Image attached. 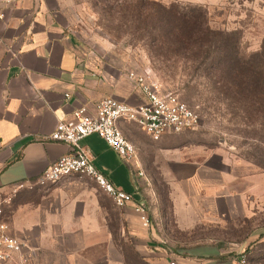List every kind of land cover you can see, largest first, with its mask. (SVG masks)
<instances>
[{"label": "crops", "instance_id": "0c3cea01", "mask_svg": "<svg viewBox=\"0 0 264 264\" xmlns=\"http://www.w3.org/2000/svg\"><path fill=\"white\" fill-rule=\"evenodd\" d=\"M74 9V0H0V190L36 181L71 153L69 146L50 136L75 111L85 106L93 111L106 98L130 105L144 102L117 65L87 46L75 28ZM82 144L100 172L145 205L152 227L141 225L133 206L117 208L90 180L71 177L25 190L6 211V220L12 233L28 244L30 264H134L133 257L142 264H155L163 254L152 249L159 250L167 212L154 203L144 156L128 163L96 135ZM163 155L173 164L171 172L178 174L181 150L166 149ZM213 155L206 156L203 164L188 163L191 184L200 185L195 193L212 203L211 208L208 203L200 207L202 218L214 210L221 214L220 203L231 198L221 182L212 184L207 178L216 170L210 164ZM174 211L192 216L194 208Z\"/></svg>", "mask_w": 264, "mask_h": 264}, {"label": "rangeland", "instance_id": "374dc122", "mask_svg": "<svg viewBox=\"0 0 264 264\" xmlns=\"http://www.w3.org/2000/svg\"><path fill=\"white\" fill-rule=\"evenodd\" d=\"M145 1L207 23L235 45L256 72L264 66V0H74L73 10L75 28L95 55L113 62L123 75L132 71L150 74L201 119L197 130L160 142L136 125L124 126L137 156L143 155L149 166L153 202L167 212L159 250L152 249L163 254L155 264L162 260L166 264H239L243 259L246 264H264V169L253 162V156L264 155V141L256 127L244 125L238 110L232 113L225 104L215 102L199 56H176L175 41L150 34L158 17L144 20L133 10ZM166 149L182 152L176 175L170 170L172 162L163 155ZM209 154H214L210 164L216 170L207 178L212 184L221 182L231 198L220 203L221 214L214 210L202 218L200 207L208 203L211 208L212 203L198 198L195 190L200 185L191 184L193 172L188 163L203 164ZM184 206H193L192 216L176 215L174 210H184ZM185 221L197 223L187 226ZM153 227L157 229L154 223ZM132 260L142 264L136 257Z\"/></svg>", "mask_w": 264, "mask_h": 264}, {"label": "built area", "instance_id": "2783aa9c", "mask_svg": "<svg viewBox=\"0 0 264 264\" xmlns=\"http://www.w3.org/2000/svg\"><path fill=\"white\" fill-rule=\"evenodd\" d=\"M126 78L143 95L142 104L130 105L106 98L98 102L93 111L86 106L75 111L72 119L60 122L50 136L52 141L69 146L71 153L52 164L36 181L18 182L0 190V264H30L32 260L28 244L12 233L6 220V211L21 192L45 188L71 177L94 182L119 209L133 206L141 225L147 229L152 227L145 205L137 204L133 194L119 189L100 172L91 152L82 143L90 136H99L124 161L132 163L137 150L126 138L124 126L136 125L154 142H160L167 136L197 130L201 119L195 109L173 91L164 89L150 74L132 71ZM239 264H246V261L243 259Z\"/></svg>", "mask_w": 264, "mask_h": 264}, {"label": "trees", "instance_id": "16d2710c", "mask_svg": "<svg viewBox=\"0 0 264 264\" xmlns=\"http://www.w3.org/2000/svg\"><path fill=\"white\" fill-rule=\"evenodd\" d=\"M133 10L144 20L158 17L150 34L157 33L159 40L175 41L176 56H199L197 61L202 59L201 69L215 102L225 104L232 113L238 110L244 125L256 127L264 141V66L255 72L250 61L241 56L235 45L225 41L222 33L212 31L207 23L201 24L183 11L158 8L150 1ZM253 157L254 164L264 169V155Z\"/></svg>", "mask_w": 264, "mask_h": 264}]
</instances>
